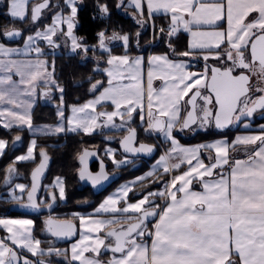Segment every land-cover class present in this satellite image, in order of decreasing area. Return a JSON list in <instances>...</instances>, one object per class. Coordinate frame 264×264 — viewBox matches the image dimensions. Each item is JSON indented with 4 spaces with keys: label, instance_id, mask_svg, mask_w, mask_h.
Instances as JSON below:
<instances>
[{
    "label": "snow or ice",
    "instance_id": "1",
    "mask_svg": "<svg viewBox=\"0 0 264 264\" xmlns=\"http://www.w3.org/2000/svg\"><path fill=\"white\" fill-rule=\"evenodd\" d=\"M82 3L6 0V14L25 27L3 30L21 43L0 42V126L19 129L11 141L0 138V157L25 131L29 139L0 181V264H264V122H256L264 118V0H94L93 19L134 9L136 22L129 32L106 24L94 42L76 32ZM116 40L121 52L110 46ZM59 54L93 58L87 99L68 102ZM43 101L56 119L37 124ZM235 128L242 130L223 134ZM97 129L107 143L103 155L99 146L81 147V181H107L109 161L135 169L143 155L159 157L95 206L80 200L77 210L54 213L67 200V177L44 184L51 156L38 135ZM214 129L221 134L195 144L181 139ZM20 163L35 165L27 184L18 182ZM11 201L46 209L45 227L11 218Z\"/></svg>",
    "mask_w": 264,
    "mask_h": 264
},
{
    "label": "trees",
    "instance_id": "2",
    "mask_svg": "<svg viewBox=\"0 0 264 264\" xmlns=\"http://www.w3.org/2000/svg\"><path fill=\"white\" fill-rule=\"evenodd\" d=\"M114 2V0H112ZM94 0H83V3L79 9V24L77 28V33L79 35H87L89 40L94 42V32L103 28L106 24H111L116 27L117 31L129 32L135 31L136 22L129 12L131 11H123L118 8H114L111 14L110 20L106 17H97L93 19L92 13L95 11ZM6 6L0 8V34L3 37V30L11 29L15 27H25L24 23L19 19L12 18L11 16L5 13ZM159 16V15H158ZM122 25V28L119 27ZM151 32V28H146L144 30L143 40H147L150 38L149 33ZM111 35V33H108ZM4 38V37H3ZM187 40V36L183 34L180 37L181 45ZM7 44H11L4 40ZM163 43H160L155 47L154 50L160 51L163 50ZM113 50L115 52H121L123 50L122 44H117L113 46ZM135 48L133 51L135 52ZM144 50L148 51V46H144ZM63 53L64 51H59ZM96 55L102 56V52H97ZM57 62V71L60 74L59 79L62 84L66 85L67 88V100L69 103L80 102L75 99V97H80V100L87 99L89 96V83L87 82V77L92 74L91 69L93 67V58L87 60L86 62H81V59L76 56H67L63 54H59L56 56ZM202 62V61H200ZM79 81H83V83H78ZM55 117V108L53 106H49L45 103H40L35 108V122H54ZM19 131L18 128H13L11 130H7L5 127L0 126V138H6L9 141L13 139L15 134ZM234 130H227L223 134L231 135ZM117 135H122L121 133H114ZM221 134V132L216 129L211 130L207 133L200 131L195 134L192 138H187L185 141H200L204 136H216ZM24 140L22 141V145L16 149H12V146H9L5 154L0 157V181L3 180L4 177V168L5 166L11 162L12 157L16 154H20L26 151L28 146L29 134L27 131L24 132ZM107 133H95L92 135L81 134L80 136L69 133L67 136H38V140L40 141L41 146H46L47 151L53 157V164L48 173L47 179L44 184L47 185L49 181L56 175L66 176L67 177V200L65 203H60L58 207L55 209L54 213H64L66 211L77 210V201L87 200L93 202L92 206H95V203L101 201L104 195L114 186H116L120 181L124 179H129L135 175V171L129 168H123L124 172H122V178L120 181L113 184L106 192L96 195L93 190L89 187H84L79 182L78 176L76 174V170L80 167V164L77 161V153L80 151L82 146L95 147L99 146L101 149V155H103V148L105 147L107 141L103 138ZM202 136V137H199ZM115 146H118V143L113 142ZM55 145V146H53ZM35 165L31 163H20L17 165L19 171L27 172V176H29V172L34 168ZM109 170L114 171L112 163L109 161ZM121 171V170H120ZM21 173V172H20ZM26 181H29L28 178ZM3 189L0 188V192ZM15 201H11L8 206V215H19L20 213L12 211L10 209L11 204ZM79 210H86L81 208ZM4 211L3 207H0V212ZM22 215V214H20ZM48 214L37 215V226L42 229L43 223L42 218L47 216ZM37 235H40L39 232Z\"/></svg>",
    "mask_w": 264,
    "mask_h": 264
},
{
    "label": "water",
    "instance_id": "3",
    "mask_svg": "<svg viewBox=\"0 0 264 264\" xmlns=\"http://www.w3.org/2000/svg\"><path fill=\"white\" fill-rule=\"evenodd\" d=\"M5 39L7 41H9V42H17V41L21 40L20 38H17V37H11V38L5 37ZM46 104L51 105L47 101H46ZM216 130L219 131V132H221L219 129H216ZM142 135H143V133H142ZM145 137H147V136H145ZM20 145H21L20 143L17 144V145H15V147H13V149H16V148L20 147ZM90 149H94V148H90ZM156 154H157V152L156 153H153L151 155L145 154L141 158L152 159V158H154L156 156ZM94 163H97L98 164V168H99V157L93 156V157L90 158V167H91L92 170H94L93 169V164ZM52 164H53V158L51 156L50 166H49V168H48V170L46 172V179H47V176H48V173H49V170H50ZM98 168L96 170H98ZM107 170H108V165H107ZM108 172H109V170H108ZM109 173H110L109 179L107 181L101 182L100 185H92L90 181H86V180L81 181L79 179V181H80V183L83 186H87V187L92 188L93 191H94V193L101 194L105 190H107L113 183H115L116 181H118L121 178V173L120 172H115V173H119L118 175H116L115 173H112V172H109ZM45 180H44V182H45ZM42 191H43V189H41V192ZM56 208L57 207H55L54 210ZM11 210L12 211H15V212H18V213H24V214H29V215H40V214H46V213H48V211L46 209H44V210H37V209H32V208H22V207H19V205L16 202L11 205Z\"/></svg>",
    "mask_w": 264,
    "mask_h": 264
},
{
    "label": "crops",
    "instance_id": "4",
    "mask_svg": "<svg viewBox=\"0 0 264 264\" xmlns=\"http://www.w3.org/2000/svg\"><path fill=\"white\" fill-rule=\"evenodd\" d=\"M5 6H6V4H5ZM5 6H3V7H5ZM5 11V13H6V10H4ZM129 11H134V9H129ZM157 15H160L159 13L157 14ZM49 16L50 17H48V18H51V15L49 14ZM13 18V17H12ZM78 28V27H77ZM77 28H76V32H77ZM185 35L187 36V34L185 33ZM3 37H4V35H3ZM2 36H1V34H0V42H4V43H6L4 40H6L5 38H3ZM187 39H188V36H187ZM7 41V40H6ZM7 42H9V41H7ZM22 42V40L21 41H17V42H10L11 44H18V43H21ZM7 44V43H6ZM117 44H122V41H120V40H116V41H112L111 42V45L110 46H114V45H117ZM123 45V44H122ZM58 51H66V49H60V50H58ZM89 59H92V57H89ZM88 59V60H89ZM42 103V102H41ZM257 123H261V122H264V118H260V117H257V121H256ZM37 123V122H36ZM42 123H44V122H42ZM37 124H41V123H37ZM13 128H16V127H13ZM230 130H234V129H230ZM242 129H240V128H235V131H233V133L231 134V135H228L229 137H231V136H233L234 134H235V132H238V131H241ZM101 132V130H99V129H97L93 134H95V133H100ZM89 135H92V134H89ZM39 136V135H38ZM193 136H195V134H189L188 136H181V139H182V141L184 142V143H186V144H195V143H197V142H199V141H191V142H188V141H185V139H189V138H192ZM199 137H202V136H199ZM210 137H212V136H204V137H202L201 138V140L200 141H203V140H207V139H209ZM155 160V159H154ZM153 160V161H154ZM152 160H150V161H148V162H146L144 165H147L146 166V168L145 169H147L148 168V166H149V164L151 163V162H153ZM144 169V170H145ZM134 171H135V175L134 176H137V175H139L140 174V172H138V170L139 169H133ZM134 176H132L131 178H133ZM131 178H129V179H131ZM117 187V185L116 186H114L113 188H111L105 195H104V197L103 198H105L113 189H115ZM108 190V189H107ZM106 190V191H107ZM20 214H22V215H20ZM19 215L20 216H25V217H30V216H32L35 220H36V223H37V218H36V215H29V214H24V213H20ZM43 228H44V225H43ZM42 228V229H43ZM41 239H45V237H41ZM45 246H47V245H45ZM57 247H63L64 245L63 244H58V245H56Z\"/></svg>",
    "mask_w": 264,
    "mask_h": 264
},
{
    "label": "rangeland",
    "instance_id": "5",
    "mask_svg": "<svg viewBox=\"0 0 264 264\" xmlns=\"http://www.w3.org/2000/svg\"><path fill=\"white\" fill-rule=\"evenodd\" d=\"M5 4H6V0H0V8H2L3 6H5ZM50 17V16H49ZM49 20L51 19V18H48ZM89 135V134H88ZM115 146V145H114ZM9 148V147H8ZM7 148V149H8ZM7 149H6V151H7ZM5 151V152H6ZM158 159V158H157ZM112 163V162H111ZM113 165V164H112ZM114 169V168H113ZM114 170H121V172H124V170L123 169H114ZM21 172V174L22 175H19V177H24V178H19V181L18 182H22V183H28L29 181H26L27 180V178H28V176H27V172H23V171H19V173ZM126 180H128V179H124V180H122V181H120L118 184H117V186L118 185H120L122 182H124V181H126ZM66 201H61L60 203H65ZM72 211H74V210H72ZM72 211H66V212H64V213H70V212H72ZM11 218H33L32 216H30V217H25V216H20V215H9ZM61 247V246H60Z\"/></svg>",
    "mask_w": 264,
    "mask_h": 264
},
{
    "label": "flooded vegetation",
    "instance_id": "6",
    "mask_svg": "<svg viewBox=\"0 0 264 264\" xmlns=\"http://www.w3.org/2000/svg\"><path fill=\"white\" fill-rule=\"evenodd\" d=\"M145 139H151L150 137H144ZM140 166L141 167H143L144 166V163L142 162L141 164H140ZM118 171H120V170H117V171H111V172H118ZM121 172V171H120Z\"/></svg>",
    "mask_w": 264,
    "mask_h": 264
}]
</instances>
